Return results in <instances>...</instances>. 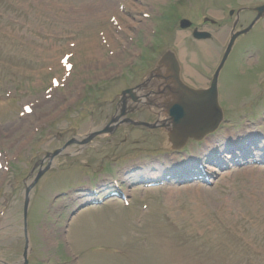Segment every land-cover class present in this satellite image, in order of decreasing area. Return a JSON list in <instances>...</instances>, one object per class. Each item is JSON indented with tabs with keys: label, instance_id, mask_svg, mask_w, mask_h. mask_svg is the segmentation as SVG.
I'll return each instance as SVG.
<instances>
[{
	"label": "rangeland",
	"instance_id": "374dc122",
	"mask_svg": "<svg viewBox=\"0 0 264 264\" xmlns=\"http://www.w3.org/2000/svg\"><path fill=\"white\" fill-rule=\"evenodd\" d=\"M263 3L0 0V147L11 163L10 174L0 173V210L3 204L8 210L4 230L0 231V241L5 240L8 250L4 256L12 261H17L19 254L22 257L23 233H19L20 241L14 247L13 236L16 238V228L23 226L24 180L35 163L101 126L115 113L118 96L143 82L168 48L176 51L192 84L208 87L230 37L233 19L229 11ZM114 17L122 31L113 26ZM182 19L190 20L193 28L210 32L212 40L196 41L193 29L179 28ZM252 19L249 13L243 14L241 25L247 27ZM100 33L109 36L111 45L102 44ZM239 43L221 76V104L226 117L217 140L236 136L243 141L250 133L264 136V26ZM68 54L75 56L73 78L65 88L47 95L52 77L63 78L60 61ZM6 91L13 92L11 98L6 97ZM25 105L33 106V115L23 114ZM143 116V121L154 122L149 114ZM257 128L263 129L255 131ZM118 136L121 143L125 136ZM159 138L160 132L151 135L137 129L128 144L119 148L107 144L108 137H100L84 146L75 143L56 158L55 169L34 191L29 219L35 251L32 259L47 262L48 258H60V264H137V259L117 261L114 254L124 251L135 257L147 255L144 264H264V169L259 167L246 173L219 172L210 185L195 189L146 193L137 186L130 190L134 198L129 207L113 200L68 223L70 208L75 206L73 199L78 198L73 190L89 184L84 182V165L94 172L100 167L129 171L137 162L157 156L155 151L163 146ZM257 143L261 145L260 138ZM62 193L69 196L56 201ZM65 205L70 206L65 210L69 211L60 219L57 214ZM55 226L63 227L61 232L57 228L53 231ZM84 238L98 249L88 252ZM60 239L63 241L55 255ZM156 242L162 246L156 247ZM103 251L109 257L102 258ZM211 252L217 256H209Z\"/></svg>",
	"mask_w": 264,
	"mask_h": 264
},
{
	"label": "water",
	"instance_id": "95a60500",
	"mask_svg": "<svg viewBox=\"0 0 264 264\" xmlns=\"http://www.w3.org/2000/svg\"><path fill=\"white\" fill-rule=\"evenodd\" d=\"M234 41L235 38L229 46L222 66L232 49ZM169 60L166 56L165 62ZM217 78L218 75L208 92L196 95V97L190 96L189 102L176 105L173 109L175 126L180 127L179 130L189 137L201 140L208 133L215 131L222 121V112L218 104Z\"/></svg>",
	"mask_w": 264,
	"mask_h": 264
},
{
	"label": "bare ground",
	"instance_id": "6f19581e",
	"mask_svg": "<svg viewBox=\"0 0 264 264\" xmlns=\"http://www.w3.org/2000/svg\"><path fill=\"white\" fill-rule=\"evenodd\" d=\"M115 47V46H114ZM162 121H166L165 119H163L162 118ZM233 139H235V138H233ZM213 161H216V160H213ZM211 172H216L214 169H209ZM150 171V170H149ZM148 173H150V172H148ZM151 173H152V171H151ZM153 175V174H152ZM151 175V176H152ZM189 187H193V186H189ZM187 188V187H186Z\"/></svg>",
	"mask_w": 264,
	"mask_h": 264
}]
</instances>
